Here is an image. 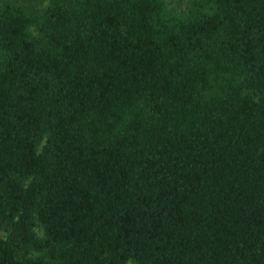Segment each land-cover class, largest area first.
<instances>
[{"label":"trees","instance_id":"obj_1","mask_svg":"<svg viewBox=\"0 0 264 264\" xmlns=\"http://www.w3.org/2000/svg\"><path fill=\"white\" fill-rule=\"evenodd\" d=\"M127 260L264 264V0H0V264Z\"/></svg>","mask_w":264,"mask_h":264},{"label":"rangeland","instance_id":"obj_2","mask_svg":"<svg viewBox=\"0 0 264 264\" xmlns=\"http://www.w3.org/2000/svg\"><path fill=\"white\" fill-rule=\"evenodd\" d=\"M181 6H183V2H181ZM35 230H37V232H39V228L38 227H35ZM125 264H135V263L133 261H131V260H127L125 262Z\"/></svg>","mask_w":264,"mask_h":264}]
</instances>
